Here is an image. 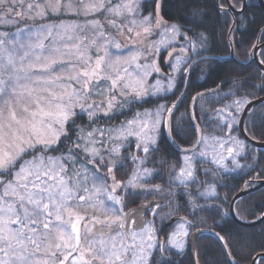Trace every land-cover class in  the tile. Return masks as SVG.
<instances>
[{
  "label": "snow or ice",
  "instance_id": "1",
  "mask_svg": "<svg viewBox=\"0 0 264 264\" xmlns=\"http://www.w3.org/2000/svg\"><path fill=\"white\" fill-rule=\"evenodd\" d=\"M187 4L191 11L184 23H177L162 15L165 0H0V8L9 5L7 12L0 13V24H12L5 18L10 15L33 20L75 17L67 23L60 19L40 26L37 42L28 48L44 49V41L54 36L56 40L67 37L73 43L64 44L63 50L53 44L47 55L37 54L34 59H29L33 53L27 50L17 59L15 46L9 50L6 40L0 39V72L8 75L7 81L0 79V264H150L148 250L154 246L155 227L153 221L141 225L137 218L147 205L125 211V197L118 192L141 186L140 170L135 169L122 181L117 180L114 168L129 138H134L136 148L145 154L165 130L167 139L176 144L184 129L174 127L162 115H173L176 105L160 104L154 112H137L106 130L91 124L101 115L110 117L118 109L165 90L160 80L149 84L147 77L163 74L154 57L161 55V48L172 46L177 37L182 41L179 55L168 51L175 62L164 63L177 72L182 63L199 60L208 37L199 31L202 13L197 0H187ZM17 6L21 12L15 11ZM25 6L27 11H23ZM260 33L258 38L264 40V27ZM154 35L160 39H150ZM118 36L132 46L122 44ZM24 48L20 44V49ZM35 73L42 75L33 78ZM173 80L169 74V91L175 87ZM250 104L242 97L215 110L218 126L228 130L224 136L211 137L222 151L213 147L211 153H197L195 149L202 143L212 147L200 130L191 147L182 149L180 166L169 170L170 185L175 181L176 186L189 189L186 195L192 208L201 207L191 190L198 181L197 156L219 169H224L223 161L231 157L233 167H240L235 158L245 145L231 133L233 125L240 122L236 114ZM77 109L91 122L87 127L76 124L80 119ZM196 127L199 130V125ZM61 143L65 151L51 155ZM131 159L135 163L138 157ZM216 168L205 169L204 175L216 176ZM101 169L106 171L101 174ZM143 173L149 174V170ZM199 185L203 191L197 189L198 196L216 194L206 180ZM158 208L156 204L154 214ZM181 221L168 240L178 249L183 248V238L188 235L185 224L191 223ZM216 235L221 241L225 239ZM224 247L229 248L227 242ZM227 254L235 264L231 251Z\"/></svg>",
  "mask_w": 264,
  "mask_h": 264
},
{
  "label": "trees",
  "instance_id": "2",
  "mask_svg": "<svg viewBox=\"0 0 264 264\" xmlns=\"http://www.w3.org/2000/svg\"><path fill=\"white\" fill-rule=\"evenodd\" d=\"M230 2L232 5H240L242 0H230ZM223 5L224 0H197V6L202 13L199 18L202 27L199 31L205 32L208 42L200 50L199 60H189L185 63V67L188 68L184 76L185 83L176 87L170 99L176 101L170 123L184 131L176 137V144L171 143L165 133L162 134L157 138V144L150 147L147 153L151 155L149 166L153 168L152 177L157 179L158 183H163L164 187L159 190L148 188L144 191V197L149 198L152 195L167 201L165 208L152 220L153 224L159 228L157 234L163 245L169 238L171 218L185 215L191 221L190 224L187 223L190 229L216 231L225 238L224 242L228 243V250L231 251L237 264H250L256 254L264 252V220L253 226L241 225L229 214V203L240 189L252 187L259 180L264 179V148L246 142L239 135L237 125L234 124L235 131L231 134L242 140L245 145L243 153L235 158L240 164L239 168L233 167L231 157L226 159L227 168L225 169L216 168L206 160L196 158V166L199 169L198 181L191 185V190L193 198L201 207L192 208L188 205L186 194L189 189L182 185L176 186L174 182L171 185L169 183V170L173 165L179 167L181 147L189 146L195 141V131L187 116L190 107L198 125L205 132L224 136L228 130L222 125L218 126V120L214 119L215 110L235 99L247 97L251 100L264 95L262 90L264 71L259 69L255 62H250L249 52L261 35L260 28L264 26V12L256 0H247L243 11L231 15L226 9L221 11V8H224ZM190 11L191 5L187 4V0H165L162 15L166 19L171 17L173 22L184 23V18ZM57 19L51 17L46 20L54 22ZM258 57L264 60V47L259 50ZM197 93H203V95L197 96ZM193 97L196 99L194 100ZM161 100L163 98L159 96L148 98L143 102L144 104L136 102L132 104L135 108L137 106L149 108L160 103ZM166 102L168 103V99ZM262 104L264 103L258 104L249 112L244 122V129L251 139L264 142ZM208 106L213 108L212 112L207 111ZM130 110H133V107H130ZM117 114L118 112L114 111L110 117L100 116L94 124L102 126L106 123L114 124L120 120L121 115L122 117L130 115L129 111L124 110ZM236 115L238 117L239 113ZM79 116L80 119L76 120V124L86 126L85 117ZM114 117L118 119L114 120ZM211 125L212 129H210ZM57 149L60 153L65 151L64 144H58ZM205 151L211 152L208 147ZM217 151L222 150L217 146ZM139 153L145 154L142 150H139ZM123 160V164L131 165V168H125V175L130 176L133 173L132 161L126 157ZM208 168H216L218 174L213 177L209 173L206 177L204 170ZM125 175L120 179L125 180ZM205 180L214 186L215 195L203 197L196 194L197 189L203 191L199 181ZM131 189L132 187H129L130 191ZM185 208L187 210H184ZM233 209L236 217L241 221L250 222L261 217L264 213V186L236 199ZM153 249L149 253L150 264H231L222 243L215 235L208 232L193 234L192 246H184L178 255L166 246L161 251L159 244ZM256 264H264V257L258 258Z\"/></svg>",
  "mask_w": 264,
  "mask_h": 264
},
{
  "label": "rangeland",
  "instance_id": "3",
  "mask_svg": "<svg viewBox=\"0 0 264 264\" xmlns=\"http://www.w3.org/2000/svg\"><path fill=\"white\" fill-rule=\"evenodd\" d=\"M228 1L230 2V0H228ZM26 3H27V0H26ZM230 4H231V2H230ZM241 4L242 3H240V5H235L234 8L239 9L241 7ZM223 6H224V9H226V1L225 0H224V5ZM8 7H9V5H5L3 8H0V13L7 12ZM15 11L16 12H21L22 8L20 6H17L15 8ZM23 11H27L26 6L23 9ZM228 12H229L230 15L232 14L231 11H228ZM5 18L11 19L13 21V23L12 24H8V25L0 24V39H5L6 40V44H7V47L9 48V50H11L13 48V46H15V49L17 50V59H18L19 55H23V52L25 50L32 52L33 55L29 59H34V56L37 55V54H39V55H47L51 51V48L53 47V44H55V46L60 47L61 50H63V45L64 44L73 43V41L67 40V37H65L64 40H56L55 36H54L53 38H49V39L44 41V43H45V48L44 49H40V48L30 49V48H28V45L37 42V34L40 32V26L41 25L48 26V25H50L52 23H58V22H60V19H63V21L67 23L70 20H75V17H62V18L57 19L54 22L46 20L47 18L33 20V19H29V18H27L25 16L17 17L15 15H10V16L5 17ZM80 22L81 23L83 22V18H81ZM230 29H231V27H230ZM110 31H112V30H110ZM113 34H115V33H113ZM117 38L120 40V42L122 44L128 45L129 48L132 46V42H130L129 40L125 39L123 36H118ZM150 39L159 40L160 36L154 35ZM14 42H15V44H14ZM181 43H182V41H180L179 37H177L176 41L168 49L161 48L160 49L161 55L154 57V59L161 65V69H162V73L163 74L161 75V74L153 73L152 75L147 77V80H148L149 84H155V82L157 80H160L161 84L164 86L165 90L163 92H160V93L156 94V95L146 96L143 100L136 101V103L144 104L143 102L147 101L148 98H156V97L160 96L161 99L163 98V100H161L160 103H158V104H156V105H154L152 107H149V108H138V106H137V108H135L134 105L131 104L132 106L129 105V106H126L125 108L118 109V110L115 111V112H118V114L122 110H124L126 112L129 111L130 115H128L127 117H122L123 115H121L119 117L120 120L115 122L114 124L106 123L103 126L99 125V124H91V127L92 128H102V129L106 130L109 127H114V126L119 125L122 121H124L126 119H131L133 117V115L135 113H137V112L143 113L146 110H151V111L154 112L156 110L157 106L160 105V104H164L166 107H171L174 103H176L175 100L172 101L170 99H171L172 93L176 89V87H178L181 83H183V84L185 83V77L184 76H185L187 71H184V69L187 68V67H185V63H182L180 65V69L181 70L177 71V72H173L170 64L169 63H164V61L168 60V61H171L173 63L175 62V56L169 57L167 55V53H168V51H175L176 54L179 55V51L178 50H179V47H180ZM20 44L25 45V48L24 49H20ZM254 44H256V43L254 42ZM252 48H253V45L251 46L250 51H249L250 52V56H251ZM110 51L115 52L116 50L115 49H110ZM91 54L93 55V58H95V49L91 50ZM259 60L261 61V59H259ZM28 62H29L28 60L25 61V63H28ZM145 62H147V61H141V63H145ZM0 63H2V61H0ZM187 70H188V68H187ZM169 74H171V77L174 78L173 82L175 84V87H173L171 91L167 90V84L169 82ZM37 75H42V74L41 73H35V74H33V78H35ZM0 79H3L5 81H7L8 80V75L3 73V72H0ZM21 82L22 83H26L27 81H21ZM227 94H229V93H227ZM167 99H168V103L166 102ZM130 107H133V110H130ZM212 110H213V108L208 106L207 111L212 112ZM76 111L78 112V115H83L85 117L86 126L85 125L84 126L87 127L91 123L90 121H88L87 115L85 113L79 112V109H77ZM240 114H241V112H239V115H238L237 119H239ZM162 115H163V119L164 120L170 122L171 116H169V114L167 112L163 113ZM101 116H103V115H101ZM187 116L189 117V120H190V122L192 124V127H193L194 131H195V140H196L201 135V131L200 130H201L202 127L199 126V130H198L197 127H196V125H198L196 119L195 120H191L190 119L191 116H193L191 107H190L189 115H187ZM117 119H118L117 117H114V120H117ZM236 125H237V123H236ZM210 129H212V125L210 126ZM202 131H203V134L206 137L209 138L208 144L211 145L212 147H208V146H206V145H204L202 143V144L197 146L195 151L197 153L200 152V151H205V149H207V147L209 148V150H211V152L213 150V147H216L215 150L217 151V146H215L213 141L211 140V137H214L216 135L212 134L211 132H205L203 130V128H202ZM165 134H166V130H165ZM192 144H190L189 146L181 147V149H180L179 166L182 163V157L184 155V153L182 152V149L189 148V147H191ZM130 150H132V151H130ZM50 154L58 156L61 153H60V150H58V152H51ZM189 154H191V153H189ZM223 155L227 156L226 152H223ZM126 156H128L129 161H132V159H131L132 156L138 157V159H137V161L135 163H133V161H132V163L131 162L130 163L133 165V167H132L133 171L135 169L139 168L140 174H141V177H142L140 179V181H141L140 185L141 186L135 187V188H132V189L133 190H135V189H137V190L139 189L140 190V192L137 193L134 196V197H137L136 200H139V201H137V203L144 202L147 205V207H144V209H141V211L137 214V218L139 220V223L141 225H143L147 221H152L158 215L159 211L164 209L165 206L167 205L166 199H163V198H158V197H155V196H152V195L149 198H145L144 197L145 196L144 191L147 190L148 188L156 190V188L154 187L156 185H159L160 186L159 189H162L164 187L163 186L164 184L161 183V182L158 183L157 179L152 177L153 168L149 166V160H150L151 155H149V154L145 155V154L139 153V150L136 148V142H135L134 138H129L128 141H125L123 143V146L120 149V157L117 158L118 159V163H117L116 167L114 168V172H115L117 180H121L120 178H123V176L125 175V172H126L125 168H131V165H129V164H127V163L123 164L124 163L123 159ZM196 158L204 159V158L199 157V156H197ZM209 159H210V157H209ZM227 159H229V157ZM141 160H143V163L140 162ZM223 163L225 164V168H227L226 160H224ZM144 169H148L149 170V174H144L143 173ZM104 171H106V170L105 169H101V174H103ZM131 175L128 176V174H126L125 177H124L125 180H122V181H127L131 177ZM173 182L175 184H177V182H175V181H173ZM108 183L111 184V180L110 179H109ZM118 192H119L120 195L125 197V201L126 200H130L131 199L130 197H132V194H129L130 193L129 187L121 188V189L118 190ZM156 204H159L160 208H158L156 210V213L154 214L152 209L155 208ZM116 207H119V206L117 205ZM146 210H148V211L146 212ZM181 218H183L184 220L189 221V219L185 215H183V216L182 215H177V217L175 216V217L171 218V220L173 222L169 221V223L171 225L170 228H169V231H168L169 232V237H170L171 233L177 229V225L182 222ZM154 227H155V230H156V232L154 233V239L152 241L154 246L151 249L148 250L149 253H151L152 249L156 248L158 246V244L160 246V249H161V245H163V242L158 238V234H157L159 228H158L157 225L155 226V224H154ZM185 229L187 230L188 235L183 238V248H184V246H189V247L192 246L193 234L196 231V230L190 229V227L188 226L187 223L185 224ZM136 230L139 231V228H137ZM177 239H179V237ZM168 240H169V238H168ZM168 240L166 241V243H164L163 246H166L167 248L171 249L173 252L175 251V254L178 255L183 248L182 249H178V248L172 246L170 243H168Z\"/></svg>",
  "mask_w": 264,
  "mask_h": 264
},
{
  "label": "water",
  "instance_id": "4",
  "mask_svg": "<svg viewBox=\"0 0 264 264\" xmlns=\"http://www.w3.org/2000/svg\"><path fill=\"white\" fill-rule=\"evenodd\" d=\"M226 1V9L228 11H231L232 13H240L241 11H243L246 7V0H242V4H241V7L239 9H236L234 8L230 2L228 0H225ZM258 4L260 6V8L262 9V11L264 12V3L262 0H258ZM256 47L255 48H252L251 50V59H250V62H255L256 65L258 66L259 69H261L262 71H264V64H261V61L259 60V57H258V52L261 48L264 47V41L257 44L256 42ZM251 101V104L250 105H246L245 106V110L244 111H241V114L239 116V119L238 121H240L239 123H237V130H238V133L239 135L246 141L248 142L249 144L253 145V146H256V147H263L264 148V142H261V141H255L253 139H251L245 132L244 130V121L246 119V117L248 116L249 112L255 107L257 106L258 104H261V103H264V95H261V96H258V97H255L253 99L250 100ZM264 186V179L263 180H259L254 186L252 187H249V188H242L240 189L230 200V203H229V214L231 215V217L234 219V221H236L237 223L241 224V225H244V226H253L259 222H261L262 220H264V213L263 215H261V217H259L258 219L254 220V221H250V222H245V221H241L239 220L235 213H234V209H233V204L235 202L236 199H238L239 197L249 193V192H252L256 189H259L260 187ZM200 232H208V233H212L213 235H216V231L212 230V229H197L194 234H198ZM218 238V237H217ZM223 247H224V240L221 241L220 239H218ZM224 250H225V253L227 255V258L228 260L230 261L231 264H233V261L232 259L228 256V248H225L224 247ZM260 257H264V252H261V253H258L256 254L253 258H252V261L250 264H256L257 263V260L258 258ZM235 264H237L235 262Z\"/></svg>",
  "mask_w": 264,
  "mask_h": 264
},
{
  "label": "flooded vegetation",
  "instance_id": "5",
  "mask_svg": "<svg viewBox=\"0 0 264 264\" xmlns=\"http://www.w3.org/2000/svg\"><path fill=\"white\" fill-rule=\"evenodd\" d=\"M257 1V3H258V0H256ZM263 1V3H264V0H262ZM246 2H247V0H246ZM259 5V4H258ZM264 27V26H263ZM264 40H260L259 38L258 39H256V41H255V43L257 42V44H259V43H261V42H263ZM261 50V49H260ZM251 57V56H250ZM126 158H128V156H126ZM128 160H129V158H128ZM137 189H135V190H131L130 191V194H132V197H130L129 199L130 200H126L127 202H126V207H125V211H127L128 209H134V208H140L142 205H146L144 202H141V203H137V201H139V200H136V199H134L133 197L137 194V193H139L140 192V190L138 189L137 191H136ZM135 192V193H134ZM136 200V201H135ZM142 209H144V208H142ZM148 210H146V212H147ZM162 241V240H161Z\"/></svg>",
  "mask_w": 264,
  "mask_h": 264
}]
</instances>
